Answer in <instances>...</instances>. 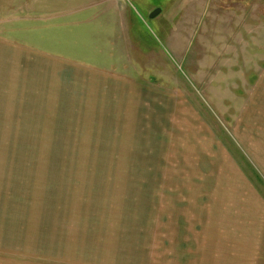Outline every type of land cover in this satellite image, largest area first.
<instances>
[{
    "label": "rangeland",
    "instance_id": "rangeland-1",
    "mask_svg": "<svg viewBox=\"0 0 264 264\" xmlns=\"http://www.w3.org/2000/svg\"><path fill=\"white\" fill-rule=\"evenodd\" d=\"M124 2L136 16L124 70L82 65L93 86L56 56L54 86L38 93L28 69L16 90L0 73V264H238L198 203L221 153L264 201L252 169L264 167V0ZM41 10L46 0H0V40L51 27L64 52L94 25V9ZM102 73L133 80L115 82L122 96L76 95L111 87ZM20 92L36 97L1 96Z\"/></svg>",
    "mask_w": 264,
    "mask_h": 264
},
{
    "label": "crops",
    "instance_id": "crops-1",
    "mask_svg": "<svg viewBox=\"0 0 264 264\" xmlns=\"http://www.w3.org/2000/svg\"><path fill=\"white\" fill-rule=\"evenodd\" d=\"M124 1L46 0L47 10L46 12L41 10L40 16H67L71 12L70 18H72L76 16L72 12L94 9L92 19L88 21V23H94V25L86 27L85 31L80 32L81 34H87L86 37H78L77 42L73 45L72 42L71 44L64 45V52H61L58 47L54 49L55 42L54 38H52L51 27L43 29L38 38L35 36L34 30H27V32L15 30L14 39L3 38L0 40V73L4 76L5 81H7L6 83L9 84L8 90H16V87L18 89L25 87L23 85V81H25L23 71L27 69L31 75L29 79L37 80L35 85L30 84V87H27L30 91L38 93L39 90H43L45 85L47 89L53 87L56 75L54 63L56 56L59 57L58 59L63 60L62 64L71 65L73 63L78 66V68L76 67L73 70V74L70 73L72 74L70 78L81 81L86 77L93 86H95V79L90 76L88 77V74L83 70L85 67L82 65H93L96 69H105L106 72L114 71L113 66L117 70H124L125 66H130V43L135 37L134 26L136 16L134 12L129 10L130 7ZM70 7L72 9L68 10ZM40 23L42 24L41 21ZM55 24L65 23L56 21L52 26ZM72 24L70 23V25ZM45 25L51 26L47 22H45ZM91 27H94V29ZM81 30H83V27ZM82 38H89V43L85 44V42L80 41ZM92 49L94 51H90ZM77 71L79 72L77 73ZM121 76L123 75H120L119 79L116 73H102V78L110 79L111 87L106 84L101 88L95 89L94 87L80 90L76 95L87 98H103L108 95H112L113 97L122 96L119 92L116 94L118 88L115 87L117 80H122L121 82L126 81L127 77ZM128 80L132 81L133 79L129 78ZM51 91H54V89H51ZM139 91L145 92L146 90L141 88ZM35 93L22 95L20 92L18 94H5L1 96H5L6 102H8L9 97H36ZM42 96L54 97V94L51 92L47 94L42 93ZM37 99L39 102L40 98ZM41 102L45 101L41 100ZM98 103L102 106L103 100L100 99ZM45 112L47 114L49 112L53 113L48 109ZM110 117L112 118V116ZM47 118L49 119V117ZM108 118L109 116L106 119ZM183 148L187 157L183 158L185 164H187V161L195 162L194 157L191 160V155L187 154L190 144L183 143ZM217 158H219L220 162L216 159L211 166L215 175L214 188H212L211 174H208L205 182L206 200L203 203H198L206 204V206L201 207V214L205 215L207 219L206 224L217 226V230L222 231V244L231 252L238 250V264H264V201L256 192V189L248 183L247 177H244L239 172L232 171L228 167L230 165L229 160L225 159L223 153L219 154ZM259 165L257 166L258 170L253 167L252 169L258 181L264 184V167L262 165L260 167ZM190 168L191 171L187 175L192 177L191 181L193 178L202 175L195 172V163L193 166L192 162ZM191 181L190 190L193 203L200 189L193 187ZM220 207V212H218L217 209ZM219 226H222V229ZM208 241H210L209 238Z\"/></svg>",
    "mask_w": 264,
    "mask_h": 264
},
{
    "label": "water",
    "instance_id": "water-1",
    "mask_svg": "<svg viewBox=\"0 0 264 264\" xmlns=\"http://www.w3.org/2000/svg\"><path fill=\"white\" fill-rule=\"evenodd\" d=\"M161 12V11H160ZM159 12V13H160ZM159 13H157V11L156 12H154L152 15H151V18H155Z\"/></svg>",
    "mask_w": 264,
    "mask_h": 264
}]
</instances>
